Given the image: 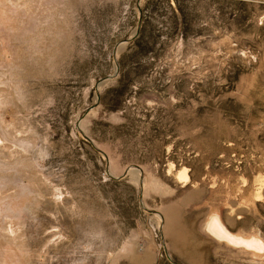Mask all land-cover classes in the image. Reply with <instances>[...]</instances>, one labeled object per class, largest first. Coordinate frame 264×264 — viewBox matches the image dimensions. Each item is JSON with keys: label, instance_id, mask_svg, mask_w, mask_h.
I'll return each instance as SVG.
<instances>
[{"label": "rangeland", "instance_id": "1", "mask_svg": "<svg viewBox=\"0 0 264 264\" xmlns=\"http://www.w3.org/2000/svg\"><path fill=\"white\" fill-rule=\"evenodd\" d=\"M15 8L0 264H264L205 230L264 242V0Z\"/></svg>", "mask_w": 264, "mask_h": 264}, {"label": "bare ground", "instance_id": "2", "mask_svg": "<svg viewBox=\"0 0 264 264\" xmlns=\"http://www.w3.org/2000/svg\"><path fill=\"white\" fill-rule=\"evenodd\" d=\"M184 170L178 171L176 175L185 177ZM256 197H257L256 200H263L264 192L262 193L260 189V191L256 194ZM206 224H205V230L210 235L212 234L218 240H224L229 244H233L234 246L242 245L244 248L249 249L254 253L261 254L264 252V242L262 238L256 235L246 238L237 234H232L233 232L231 233L225 227V225L222 223V221L219 219V217L216 214L211 216L207 220Z\"/></svg>", "mask_w": 264, "mask_h": 264}, {"label": "clouds", "instance_id": "3", "mask_svg": "<svg viewBox=\"0 0 264 264\" xmlns=\"http://www.w3.org/2000/svg\"><path fill=\"white\" fill-rule=\"evenodd\" d=\"M46 11L54 12L55 9ZM16 15L15 0H0V26H3L5 23H12Z\"/></svg>", "mask_w": 264, "mask_h": 264}]
</instances>
